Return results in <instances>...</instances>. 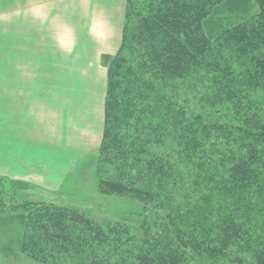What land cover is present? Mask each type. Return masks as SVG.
<instances>
[{"label":"trees","instance_id":"trees-1","mask_svg":"<svg viewBox=\"0 0 264 264\" xmlns=\"http://www.w3.org/2000/svg\"><path fill=\"white\" fill-rule=\"evenodd\" d=\"M125 7L120 47L102 59L108 172L97 189L143 214L101 222L12 199L4 183H21L0 178V229L19 232L0 252L39 264H264V0Z\"/></svg>","mask_w":264,"mask_h":264},{"label":"rangeland","instance_id":"rangeland-1","mask_svg":"<svg viewBox=\"0 0 264 264\" xmlns=\"http://www.w3.org/2000/svg\"><path fill=\"white\" fill-rule=\"evenodd\" d=\"M81 4L84 13L82 17H72L67 27L71 32L59 34L58 46L41 55L42 75L51 76L52 82L42 83L41 114L31 116L40 124H31L29 120L23 123L26 138L36 126V140L41 142L32 159L27 154L32 174H27L26 181L3 178L21 183L20 189L14 186L9 190L8 183H4V188L14 193L12 199L19 201L75 207L101 222L133 224L143 214L140 203L97 189L99 177L108 172V166L98 158L106 86L102 59L105 55L114 56L120 47L126 0H90ZM120 15L123 23L117 34ZM5 53L6 50L1 54L0 64L17 63L16 59L9 61ZM36 55L32 52L31 60ZM30 102L34 100H27L28 105ZM190 104L193 109L198 108L195 102ZM5 189L0 196L7 198ZM12 226L0 229V246L17 241L18 228ZM9 247L14 248L10 244ZM0 254L8 259L5 262L1 259V264H39L17 255L14 250L7 257Z\"/></svg>","mask_w":264,"mask_h":264},{"label":"crops","instance_id":"crops-1","mask_svg":"<svg viewBox=\"0 0 264 264\" xmlns=\"http://www.w3.org/2000/svg\"><path fill=\"white\" fill-rule=\"evenodd\" d=\"M89 1L0 0V57L6 50V58L17 61L0 64V178L26 181L30 173L27 154L32 159L41 142L36 140V126L26 138L23 123L29 120L31 124H40L31 116L41 114L42 83L52 82L51 76L42 75L41 55L58 46L59 34L71 32L67 27L72 17H82L81 3ZM122 23L120 15L117 34ZM32 52L37 53L33 60L30 58ZM27 100L34 102L28 105ZM1 259L8 260L0 254Z\"/></svg>","mask_w":264,"mask_h":264}]
</instances>
